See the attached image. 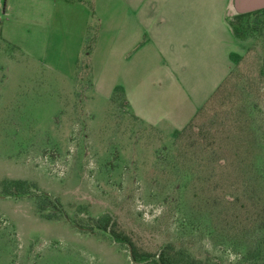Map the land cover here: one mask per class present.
<instances>
[{"label": "rangeland", "instance_id": "374dc122", "mask_svg": "<svg viewBox=\"0 0 264 264\" xmlns=\"http://www.w3.org/2000/svg\"><path fill=\"white\" fill-rule=\"evenodd\" d=\"M33 8L0 0V264H158L165 247L264 264V8L232 7V69L184 127L164 95L128 109L93 89L95 25L58 35Z\"/></svg>", "mask_w": 264, "mask_h": 264}, {"label": "crops", "instance_id": "0c3cea01", "mask_svg": "<svg viewBox=\"0 0 264 264\" xmlns=\"http://www.w3.org/2000/svg\"><path fill=\"white\" fill-rule=\"evenodd\" d=\"M30 1L34 28L44 24L60 35L70 22L88 37L95 25L92 88L113 103L121 94L128 109L164 95L159 105L174 100V109L191 111L184 127L232 69L234 0Z\"/></svg>", "mask_w": 264, "mask_h": 264}, {"label": "trees", "instance_id": "16d2710c", "mask_svg": "<svg viewBox=\"0 0 264 264\" xmlns=\"http://www.w3.org/2000/svg\"><path fill=\"white\" fill-rule=\"evenodd\" d=\"M258 11V10H255ZM255 11L246 12V13H240V15H247L254 13ZM100 228L109 231V225L105 224L104 226H100ZM111 234L120 242L127 244V246L131 249L132 257L134 259H137V255L134 249V242L132 238L129 235L120 233L116 230H110ZM184 256L180 252H173L169 247H165L162 249L159 253L155 255L157 257V263L158 264H207L203 262L202 260H198L196 258H192L189 256ZM139 261V260H137Z\"/></svg>", "mask_w": 264, "mask_h": 264}, {"label": "water", "instance_id": "95a60500", "mask_svg": "<svg viewBox=\"0 0 264 264\" xmlns=\"http://www.w3.org/2000/svg\"><path fill=\"white\" fill-rule=\"evenodd\" d=\"M233 6L239 13H246L264 8V0H234Z\"/></svg>", "mask_w": 264, "mask_h": 264}]
</instances>
